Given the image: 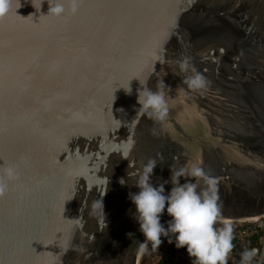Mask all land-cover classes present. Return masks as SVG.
I'll use <instances>...</instances> for the list:
<instances>
[{
	"label": "water",
	"instance_id": "water-1",
	"mask_svg": "<svg viewBox=\"0 0 264 264\" xmlns=\"http://www.w3.org/2000/svg\"><path fill=\"white\" fill-rule=\"evenodd\" d=\"M48 8L12 0L0 18V161L20 170L0 198V264H139L144 237L125 249L139 228L128 194L149 158L154 185L193 163L212 176L218 222L264 217V0H82L61 18ZM185 58L205 89L187 88ZM139 81L165 84V120L139 111ZM252 249L257 264L258 248L227 264Z\"/></svg>",
	"mask_w": 264,
	"mask_h": 264
},
{
	"label": "clouds",
	"instance_id": "clouds-1",
	"mask_svg": "<svg viewBox=\"0 0 264 264\" xmlns=\"http://www.w3.org/2000/svg\"><path fill=\"white\" fill-rule=\"evenodd\" d=\"M42 2L44 0H40V6ZM46 2L49 5L46 16L55 18L75 15L82 4V0H46ZM11 4L12 0H0V18L9 14ZM178 66L181 73L191 72V75L184 80L188 89L196 92L207 87L208 82L205 77L191 66L188 58L179 62ZM140 85L142 90H138L137 93L139 111L156 121L165 120L169 110L166 93L163 90L166 88L165 84L160 81L156 91L150 90L146 86V81ZM125 91L131 94L129 83ZM130 148L131 146L124 152L125 159L129 155ZM157 164V158H149L131 173V176L135 177L132 186L137 191L130 192L128 198L134 206L133 218L144 237V242L141 243L144 249H147L149 243L158 248L162 243L161 237H165L169 243H175L176 248L186 250L191 258V264H227L229 253L233 248V226L224 224L217 227L218 218L222 213L215 192V179L202 167L193 163L190 167L184 165L175 170L170 168V180L154 185L151 177ZM181 177L188 179L181 184L179 182ZM19 179L18 164L0 161V198L4 197ZM197 180L206 181V184L211 186V191L207 186L201 188ZM169 182L172 187L165 194V184ZM120 183L127 184L124 178H121ZM92 207L93 211L100 209L103 211L101 202L94 201ZM165 213L170 217L166 226L161 223V217ZM128 235L133 236L132 233ZM256 254L255 249L245 251L243 253L245 264Z\"/></svg>",
	"mask_w": 264,
	"mask_h": 264
},
{
	"label": "trees",
	"instance_id": "trees-1",
	"mask_svg": "<svg viewBox=\"0 0 264 264\" xmlns=\"http://www.w3.org/2000/svg\"><path fill=\"white\" fill-rule=\"evenodd\" d=\"M219 227V225L217 224ZM158 248L150 243L144 251L139 264H191V258L184 248H176L175 243L163 240ZM232 251L258 248L260 258L257 264H264V234L261 232L249 234L240 239L232 240Z\"/></svg>",
	"mask_w": 264,
	"mask_h": 264
},
{
	"label": "built area",
	"instance_id": "built-area-1",
	"mask_svg": "<svg viewBox=\"0 0 264 264\" xmlns=\"http://www.w3.org/2000/svg\"><path fill=\"white\" fill-rule=\"evenodd\" d=\"M224 224H231L233 226V240L240 239L249 234H255L258 232L264 234V217L247 222H232V223L218 222L219 227L223 226Z\"/></svg>",
	"mask_w": 264,
	"mask_h": 264
},
{
	"label": "flooded vegetation",
	"instance_id": "flooded-vegetation-1",
	"mask_svg": "<svg viewBox=\"0 0 264 264\" xmlns=\"http://www.w3.org/2000/svg\"><path fill=\"white\" fill-rule=\"evenodd\" d=\"M129 233H132L133 236H129V235L127 236L125 249L127 251H132V250H134L135 245H137L139 243V241L142 239L143 235L139 231V228H136V227L133 228L132 230H130Z\"/></svg>",
	"mask_w": 264,
	"mask_h": 264
},
{
	"label": "rangeland",
	"instance_id": "rangeland-1",
	"mask_svg": "<svg viewBox=\"0 0 264 264\" xmlns=\"http://www.w3.org/2000/svg\"><path fill=\"white\" fill-rule=\"evenodd\" d=\"M163 240H168L167 238H163Z\"/></svg>",
	"mask_w": 264,
	"mask_h": 264
}]
</instances>
